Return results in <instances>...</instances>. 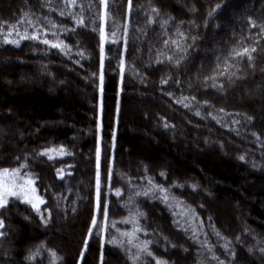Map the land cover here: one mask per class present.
Wrapping results in <instances>:
<instances>
[{
  "label": "trees",
  "instance_id": "trees-1",
  "mask_svg": "<svg viewBox=\"0 0 264 264\" xmlns=\"http://www.w3.org/2000/svg\"><path fill=\"white\" fill-rule=\"evenodd\" d=\"M262 28L264 0H0V170L45 201L0 208V264H264Z\"/></svg>",
  "mask_w": 264,
  "mask_h": 264
},
{
  "label": "snow or ice",
  "instance_id": "snow-or-ice-1",
  "mask_svg": "<svg viewBox=\"0 0 264 264\" xmlns=\"http://www.w3.org/2000/svg\"><path fill=\"white\" fill-rule=\"evenodd\" d=\"M66 5L71 7L74 6L76 4V0H65ZM100 3L102 5H104L105 9L107 10V0H100ZM129 7L131 8V0H129ZM222 7V5L218 4L216 6L215 9H213L212 11L215 12L218 9H220ZM153 11H157L156 9H153ZM64 13L61 12V15H63ZM209 15H212V12L209 13ZM24 21H21L20 23H23ZM75 23L78 27L81 26H85V21L80 18L77 17L75 20ZM56 25H52V27H55ZM255 26V25H253ZM15 30V26L13 25V28L10 29L7 33L8 36H11L13 34V31ZM73 31L75 29H72ZM261 31H264V28L261 29ZM183 35V34H180ZM32 39V40H38V36L37 35H31L30 37L25 35V36H21V40L23 39ZM193 39H195V37H193ZM41 43L45 44L48 47L51 48H61L63 45L62 43H53L51 41H49L48 39H44L42 41H40ZM5 43H15L17 46H19V42L18 41H11L7 38H5ZM104 43H105V36H104V31L103 28H101V34H100V63H101V68H103V63H104ZM167 43V42H165ZM173 43H177L176 41H173ZM66 47V46H65ZM252 52L255 51V48L251 49ZM244 54L248 55V59L249 61H251L253 59L252 55L249 53V49L245 48L243 49L241 52H236L235 55L236 56H243ZM179 63V61L177 62ZM232 67L231 65H228L224 72L221 73L222 75L226 74L228 72V68ZM121 70H123V60H121ZM231 75H235V73H231ZM101 81L103 80V76L100 77ZM230 78V77H229ZM99 128V125H98ZM113 136H115V134H113ZM53 151H57L59 154H63L64 153V149L60 148V149H48L45 152L40 153V155L42 156H48V159L51 160L54 157L50 154ZM100 156H101V146H100V141L99 138L97 139V148H96V160H97V173H96V192H97V209L101 208V201H100ZM241 159H243V157H241ZM57 174L58 176L62 177L63 174V170L62 169H58L57 170ZM161 175H163V173H161ZM112 173H111V169H109V179H111ZM35 183V180L28 176L27 174H21L19 169H2L0 170V208L5 207L10 198H16V199H21V202L23 203H28L31 204V206L33 207V209L39 211V206L43 203H45V201L36 196L35 192L36 189L33 186ZM162 191V189H161ZM29 193H31V195H29ZM33 200H35V202H33ZM103 214L105 217V220H107V213H108V208H107V204H103ZM127 223V221H125ZM0 227H3L2 222H0ZM95 227H99L98 223H97V219L96 216L93 215L92 221H91V226L89 227L88 230V235L91 236L92 235V229ZM135 231H140L139 228H137ZM128 236H132L133 234H125ZM88 241L85 240V245H87ZM112 243H116V241H112ZM121 243H123L121 241ZM128 243L131 245L132 244V240L129 239ZM150 242H145V244L141 247L139 245H132L133 247H137L139 251L146 253L147 255L151 256L152 253L150 251H148L147 248V244ZM53 257H55V253H52ZM81 255H83V252L81 253ZM136 259H139V257H135ZM53 264H55V261H53ZM156 264H162V262L160 260L156 261Z\"/></svg>",
  "mask_w": 264,
  "mask_h": 264
},
{
  "label": "rangeland",
  "instance_id": "rangeland-1",
  "mask_svg": "<svg viewBox=\"0 0 264 264\" xmlns=\"http://www.w3.org/2000/svg\"><path fill=\"white\" fill-rule=\"evenodd\" d=\"M55 150V149H54ZM46 151V150H45ZM44 151V152H45ZM53 157H60V156H63V155H65V152L63 153V154H59L57 151H53V152H51L50 153ZM48 157V156H47ZM19 169V171H20V173L23 175V174H27L28 176H30V177H32L33 178V176H31V174H28V173H26V172H23L20 168H18ZM34 179V178H33ZM34 186V185H33ZM29 195H31V193H29ZM35 195L36 196H38L37 195V193L35 192ZM19 200H21V199H19ZM33 202H35V200H33ZM31 205V204H30ZM133 235H134V232H131ZM128 236V235H127ZM129 237H131V236H129Z\"/></svg>",
  "mask_w": 264,
  "mask_h": 264
}]
</instances>
